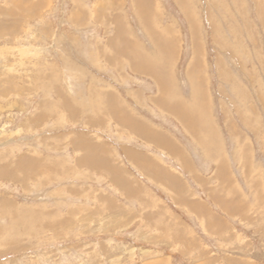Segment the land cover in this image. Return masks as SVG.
<instances>
[{
  "label": "rangeland",
  "instance_id": "rangeland-1",
  "mask_svg": "<svg viewBox=\"0 0 264 264\" xmlns=\"http://www.w3.org/2000/svg\"><path fill=\"white\" fill-rule=\"evenodd\" d=\"M0 264H264V0H0Z\"/></svg>",
  "mask_w": 264,
  "mask_h": 264
},
{
  "label": "bare ground",
  "instance_id": "bare-ground-1",
  "mask_svg": "<svg viewBox=\"0 0 264 264\" xmlns=\"http://www.w3.org/2000/svg\"><path fill=\"white\" fill-rule=\"evenodd\" d=\"M191 116V115H190ZM197 118V116H195V114H194V116L192 117V119H196Z\"/></svg>",
  "mask_w": 264,
  "mask_h": 264
}]
</instances>
